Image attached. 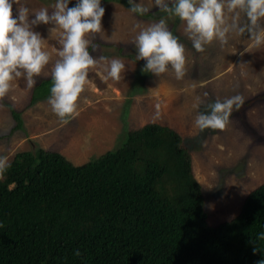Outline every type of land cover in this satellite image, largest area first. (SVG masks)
<instances>
[{"label":"trees","instance_id":"1","mask_svg":"<svg viewBox=\"0 0 264 264\" xmlns=\"http://www.w3.org/2000/svg\"><path fill=\"white\" fill-rule=\"evenodd\" d=\"M128 5L124 0H113ZM51 76L31 103L50 95ZM10 112L21 128L20 113ZM0 179V264H261L264 182L212 224L183 137L149 122L81 164L37 148Z\"/></svg>","mask_w":264,"mask_h":264},{"label":"rangeland","instance_id":"2","mask_svg":"<svg viewBox=\"0 0 264 264\" xmlns=\"http://www.w3.org/2000/svg\"><path fill=\"white\" fill-rule=\"evenodd\" d=\"M76 2L69 0V7ZM124 2L128 5L101 0L105 9L103 31L86 38L93 58H119L125 71L119 81H114L105 78L107 62L89 69L88 83L78 100L79 115L68 118L66 123L57 118L47 103L51 94L33 103L30 99L35 86L51 76L60 59L62 30L52 21L32 26L44 40L50 61L34 77V87L27 88L22 75L0 100V156H7L9 162L16 152L43 148L58 151L72 163L81 164L117 147L128 129L149 122L165 124L183 137L190 152L191 168L202 188L208 221L215 224L230 219L239 212L247 193L264 182V45L252 47L247 31L240 35L232 30L226 44L221 46L219 40H214L198 53L184 31V22L157 8L154 0H133V4L149 8L143 15L130 12L128 0ZM163 2L172 8L176 0ZM55 3L56 0H20L19 5L13 4V17L21 5L29 9V20L41 8L48 9L51 15ZM233 15L225 9L229 22ZM160 19L165 20L168 30L185 47L187 72L183 79L177 80L170 66L160 76L144 72L146 61L136 58L135 36ZM238 24H248L244 12L239 13ZM258 24L264 28V18ZM93 44L98 45L95 51ZM237 94L243 96L244 103L233 109L226 130L201 132L194 126L197 113L206 111L207 104ZM198 96L203 103L196 108ZM10 107L20 113L21 128L15 127Z\"/></svg>","mask_w":264,"mask_h":264},{"label":"clouds","instance_id":"3","mask_svg":"<svg viewBox=\"0 0 264 264\" xmlns=\"http://www.w3.org/2000/svg\"><path fill=\"white\" fill-rule=\"evenodd\" d=\"M129 11L143 15L149 8L133 4L128 0ZM13 4L19 5L20 0H0V100L9 93L12 82L24 76L27 88L35 86L37 77L50 61L49 52L44 50V40L38 32L32 30L33 25L54 22L62 30V49L51 72V95L47 103L57 118L66 123L68 118L79 115L78 100L88 83L89 69L98 66L99 62H107L104 69L106 79H121L125 64L119 58H93L88 51L89 35L103 31L102 18L105 9L101 0H77L75 6L69 7V0H56L55 11L49 15L48 9L41 8L29 20V9L18 8L13 17ZM157 8L170 12L186 25L184 31L192 41L196 52H204L205 46L219 40L221 46L227 43V34L235 30L242 35L247 31L252 47L264 45V28L258 24L264 18V0H176L174 7L169 8L163 0H154ZM234 13L229 22L225 17ZM244 12L248 24L239 26V13ZM138 27V26H137ZM137 60L146 64L142 71L156 76L174 71L177 80L186 75L187 58L185 47L176 36L168 30L164 19L141 29L134 38ZM95 51L98 45H92ZM207 93L204 96L207 97ZM203 100L196 97L194 107L199 108ZM244 103L243 96L237 94L223 100L216 99L207 104V110L198 112L194 126L201 132L205 129L226 130L230 123L233 109H239ZM157 117L159 113L156 114ZM10 167L7 156H0V179L4 178ZM264 264V262H261Z\"/></svg>","mask_w":264,"mask_h":264}]
</instances>
